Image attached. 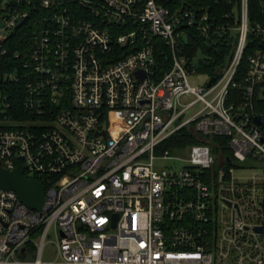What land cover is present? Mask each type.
<instances>
[{"label": "built area", "instance_id": "obj_1", "mask_svg": "<svg viewBox=\"0 0 264 264\" xmlns=\"http://www.w3.org/2000/svg\"><path fill=\"white\" fill-rule=\"evenodd\" d=\"M17 32L30 47L10 63ZM197 38L233 50L193 87ZM186 130L232 157L167 145ZM250 160L264 163V0H0L1 166L45 189L34 210L0 187V264H264V164L236 174Z\"/></svg>", "mask_w": 264, "mask_h": 264}, {"label": "trees", "instance_id": "obj_2", "mask_svg": "<svg viewBox=\"0 0 264 264\" xmlns=\"http://www.w3.org/2000/svg\"><path fill=\"white\" fill-rule=\"evenodd\" d=\"M260 6L255 1L252 2L251 12L252 14H258L260 13ZM23 34V32H17L16 36L12 40L10 44V51L7 56L8 62H12L14 60H17L15 56L16 51H21L22 49H25L27 46V49L30 47L29 43L25 46L26 42H28L27 37L28 33ZM162 45V44H160ZM162 51L164 52L163 61L165 67H168L170 65V60H166V57L169 55L168 48L166 46H161ZM189 51L191 52V56L193 57L196 55V53H202L205 58L200 59L197 63V71L200 74L208 75L209 77H217L219 78L220 72L223 71V69L228 65L229 59L232 53L233 48L231 46L226 45H219V46H212L207 47L200 43V38H197L191 42L189 45ZM250 49V48H249ZM24 56H21V61H24ZM248 67L247 62L245 61L240 70V74L243 75L246 72V69ZM12 69L10 67L5 66L1 70V75H3L6 72H11ZM9 81L5 82V87H3V90L5 93H14L16 90V94L18 93L17 100L11 95L10 98H12V103L18 107L20 111L25 112L24 110V96L26 94V89L24 85L22 84H16V83H8ZM8 83V84H7ZM9 85V86H6ZM18 90V91H17ZM14 98V99H13ZM14 100V101H13ZM259 109V108H258ZM178 139V140H177ZM179 144H185L189 146H193L195 144H210L213 148V152L215 154L223 153L226 154L229 157H232V150L229 146L228 139L227 138H219V137H208V138H200L198 135L194 134L193 132L186 130L182 132L180 135H177L173 137V140H171L167 145L171 148H174L175 145ZM174 152V149H171Z\"/></svg>", "mask_w": 264, "mask_h": 264}, {"label": "water", "instance_id": "obj_3", "mask_svg": "<svg viewBox=\"0 0 264 264\" xmlns=\"http://www.w3.org/2000/svg\"><path fill=\"white\" fill-rule=\"evenodd\" d=\"M216 78L212 77L209 83H214ZM255 124H260V118L255 119ZM0 187L5 190L14 191L19 196L20 200L30 209L41 210L45 202L44 186L34 179L24 177V169L17 161V169L14 171H6L1 166L0 161ZM117 218V216H116ZM256 231L261 232L262 228H256Z\"/></svg>", "mask_w": 264, "mask_h": 264}, {"label": "rangeland", "instance_id": "obj_4", "mask_svg": "<svg viewBox=\"0 0 264 264\" xmlns=\"http://www.w3.org/2000/svg\"><path fill=\"white\" fill-rule=\"evenodd\" d=\"M207 80L208 78L204 74H198L196 76L190 77V83L193 87L205 86L207 83ZM113 129H114V132L117 134H120L123 132V127L117 124V120L113 121ZM154 164H155V170L159 172L163 170H167V169H172V168L180 169L186 166L185 162L173 160V159H157ZM263 164L264 163L262 162V163H259L257 167H254L257 165L256 162L251 161V160L247 161L246 163H244V166L248 167L249 169L237 171L236 174L239 177L246 178V177L252 176L254 173H257V174L261 173L260 168L263 166ZM250 167H253V168H250ZM229 214H230V210L225 208L223 204L220 203L219 204L220 218H222L223 216L229 215ZM225 219H227V217H225ZM51 237H53V235H51ZM54 259H55V256L52 254V252L47 253L44 257V261H53Z\"/></svg>", "mask_w": 264, "mask_h": 264}]
</instances>
